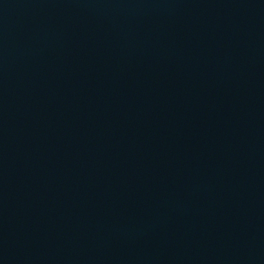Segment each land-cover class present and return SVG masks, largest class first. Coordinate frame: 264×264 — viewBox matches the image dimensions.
<instances>
[{
	"label": "water",
	"instance_id": "95a60500",
	"mask_svg": "<svg viewBox=\"0 0 264 264\" xmlns=\"http://www.w3.org/2000/svg\"><path fill=\"white\" fill-rule=\"evenodd\" d=\"M0 264H264V0H0Z\"/></svg>",
	"mask_w": 264,
	"mask_h": 264
}]
</instances>
